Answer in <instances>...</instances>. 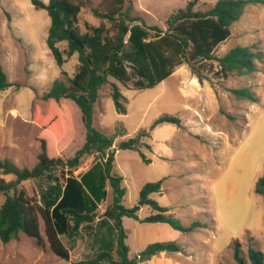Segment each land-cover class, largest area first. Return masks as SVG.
I'll return each instance as SVG.
<instances>
[{
    "label": "rangeland",
    "instance_id": "374dc122",
    "mask_svg": "<svg viewBox=\"0 0 264 264\" xmlns=\"http://www.w3.org/2000/svg\"><path fill=\"white\" fill-rule=\"evenodd\" d=\"M188 1L127 0L126 6L131 5L132 15L140 16L146 25L165 29L171 13L184 8ZM103 2L90 0L82 8L81 31L84 21L99 22L92 8H102ZM49 25L47 12L36 9L31 0H0V62L7 78L16 90L23 86L39 89L29 108L18 105L11 97L15 90L0 91V159H8L19 168L34 166L40 152L35 139L38 127L31 117L30 123L25 118L34 108H39L41 114L49 110L41 91L55 77L66 80L77 63L76 56H72L62 67L55 64L44 41ZM235 45H250L262 53V61L256 62L257 71L227 79L208 74L200 82L192 68L182 64L153 88L141 90L128 89L110 78L126 99L125 114L116 111L109 84L99 91L93 126L114 136L113 172L123 178L126 190L121 204L126 208L134 206L144 184L161 181V191L150 198L167 208V216L178 218L185 226L193 221L205 224L193 232L181 233L167 223L142 222L153 212L150 206L143 205L137 212L139 220L124 218L123 223L127 245L134 256L150 243L173 241L190 254L189 264H230L234 240H238L244 253L252 247L264 255V196L254 192L255 182L264 171V5H247L241 18L232 24L230 37L213 54L221 57ZM42 71L48 76L40 83ZM242 87L249 88L257 101L237 98L231 92ZM60 107L67 134L59 154L71 158L83 144L85 129L72 101L62 100ZM165 114L178 117L180 124L162 123L151 128L153 121ZM142 129L149 136L141 139L139 150L117 148L119 142ZM141 153L150 159L149 163ZM80 162L74 175L88 169L92 160L84 156ZM0 177L6 182L15 180L12 174ZM20 189L29 196L55 202L61 194V179L21 181L9 194ZM106 189L96 220L81 227L82 238L61 237L69 249V259L57 257L48 245L42 248L34 238L20 232L7 243L0 241V264H78L100 250L113 253L116 239L112 222L106 225L98 221L112 200L110 187ZM5 196L0 192V204Z\"/></svg>",
    "mask_w": 264,
    "mask_h": 264
},
{
    "label": "trees",
    "instance_id": "16d2710c",
    "mask_svg": "<svg viewBox=\"0 0 264 264\" xmlns=\"http://www.w3.org/2000/svg\"><path fill=\"white\" fill-rule=\"evenodd\" d=\"M31 3L36 9L45 10L50 18L45 43L55 64L62 67L72 56H76L77 63L71 76L66 80L55 78L41 95L48 102L49 110L41 114L39 108H34L31 112V120L38 127L35 139L40 145L34 166L19 168L8 159H0V175L15 176L13 182L0 177V192L6 194L0 204V241L7 243L21 232L34 238L42 248L48 245L57 257L69 259V249L61 237L82 238L81 227L96 220L97 209L106 198V186H109L112 200L98 221L106 225L112 222L115 250L113 253L100 250L78 264H139L161 252H181L182 245L166 241L150 243L138 255L129 256L122 219L139 220L137 212L143 205L150 206L153 212L142 222L167 223L181 233L193 232L205 224L193 221L185 226L178 218L167 216V208L150 198L151 194L161 191V181L144 184L134 206L126 208L121 204L126 190L123 178L113 172L114 136L93 126L94 103L100 89L109 84L116 111L125 114L126 99L110 78L128 89L141 90L153 88L182 64L189 65L200 82L208 74L227 79L257 71L256 62L263 58L253 46L235 45L221 57L213 52L229 38L231 25L241 18L245 7L264 5V0H217L215 3L189 0L184 8L171 13L165 29L148 26L140 16L132 15L133 8L126 6L127 0H104L102 8H92L99 22L84 21L83 31L79 27V15L90 0H31ZM11 85L0 63V91ZM231 92L237 98L257 101L249 88H233ZM62 100L76 105L85 129L83 144L71 158L59 154L67 134L64 111L60 107ZM162 123L179 125L180 120L165 114L156 118L151 128ZM147 136L149 133L142 129L119 142L117 148L139 150L141 139ZM88 155L94 156L89 168L79 176L74 175L80 160ZM141 156L150 162L144 154ZM42 177L61 179V194L55 202L29 196L24 189L9 194L19 182ZM254 192L264 196V171L255 182ZM232 259L230 264H264L260 250L248 247L244 253L238 240L233 241Z\"/></svg>",
    "mask_w": 264,
    "mask_h": 264
},
{
    "label": "crops",
    "instance_id": "0c3cea01",
    "mask_svg": "<svg viewBox=\"0 0 264 264\" xmlns=\"http://www.w3.org/2000/svg\"><path fill=\"white\" fill-rule=\"evenodd\" d=\"M8 60L10 63L12 62V58L8 59ZM32 61H35V60L33 59ZM2 67H3V65H2ZM3 69L6 73V70L4 67H3ZM46 76H48V72L42 71L40 73V76H39L40 83L45 80ZM55 78H58V77H55ZM54 79H51L50 82L47 84L48 86H45L46 88L44 89V91H41L42 92L41 95L51 86V83ZM8 81L11 83L10 79H8ZM9 88L15 90V91H13V93H11V95L14 94V96H11V97H13L15 99L16 103L20 106H25L26 108H29V106L32 105V103L34 101H36L37 91L39 90L38 88H35V87L27 88L26 86L20 87L18 90H16L15 86L13 84ZM29 117H31L30 112L28 115V119L25 118L26 123H30ZM31 122H32V120H31ZM88 157H91V160L93 161V159H94L93 155H88ZM81 162L83 163V160ZM81 162L79 164H81ZM86 170L87 169H85L84 171H86ZM124 218H128V217H124ZM124 218L122 219L123 223H124ZM126 244H128V237H126ZM182 251L178 252V253H169V254L165 253V252H161L160 254L153 256L150 260H148L146 262L139 263V264H189L190 263V261H189L190 254L187 251H184L183 248H182ZM129 256L130 257L134 256L130 252V248H129Z\"/></svg>",
    "mask_w": 264,
    "mask_h": 264
}]
</instances>
